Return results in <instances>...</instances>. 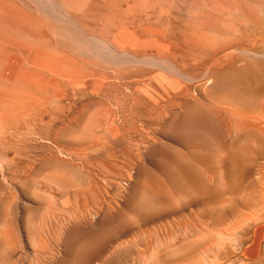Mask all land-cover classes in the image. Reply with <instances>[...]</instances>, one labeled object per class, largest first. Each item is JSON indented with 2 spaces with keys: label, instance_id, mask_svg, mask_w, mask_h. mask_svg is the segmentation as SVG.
<instances>
[{
  "label": "rangeland",
  "instance_id": "1",
  "mask_svg": "<svg viewBox=\"0 0 264 264\" xmlns=\"http://www.w3.org/2000/svg\"><path fill=\"white\" fill-rule=\"evenodd\" d=\"M219 1L122 0L108 35L106 0H86L82 20L61 0H0L28 17L0 10V67L20 56L79 70L31 75L39 102L6 134L22 164L0 155V264H81L85 245L91 264H264V121L229 128L232 112L264 114V0ZM245 66L261 77L233 79ZM203 113L205 137L186 119ZM67 184L90 187L85 201L65 203ZM41 215L43 245L29 234Z\"/></svg>",
  "mask_w": 264,
  "mask_h": 264
},
{
  "label": "bare ground",
  "instance_id": "2",
  "mask_svg": "<svg viewBox=\"0 0 264 264\" xmlns=\"http://www.w3.org/2000/svg\"><path fill=\"white\" fill-rule=\"evenodd\" d=\"M207 1L214 4L213 6L216 5L215 9H217V7L221 5L219 3L220 2L219 0H207ZM85 2L86 0H61V5L64 9H66L68 14H70L71 12L75 15L74 16L75 18H77L78 20H82L84 16L87 15L86 11L83 9ZM121 6H122V0H106V5L104 9L102 10L103 12L100 18L96 19V21L101 25L99 29L101 33L110 35L112 32H114L115 30L119 28L120 20L118 19V17L121 15V11H120ZM10 7L7 3L0 2V10L3 11L4 14L7 17L11 18V20H13L15 23L21 24L20 20L28 19V17L24 16L22 12H18V11L15 12ZM199 7H200V4L197 3V5L194 6V8H192L193 11L192 10L191 11L193 13H198V10L200 9ZM223 7H225V5ZM198 24H201V22L198 21ZM196 37H199V35H197ZM141 45L144 47L154 46V44H151V45L141 44ZM201 45L202 43L199 42L198 40V42H194L193 46L195 49L200 48V50H202ZM1 61H2V64L0 67V71H1L2 78H5V80L2 82L3 85L0 86V89L4 91L5 93H7V96L5 95L6 98L4 99L3 101L4 103L2 104L3 107H0V127H1V134L3 135L2 137L0 136V155L4 158H7L10 152H14L15 153L14 157L12 160L10 159V162L14 163L16 166L19 167V164H22L18 161V157L20 156V151L19 149L15 147V144H13L12 141L8 139L6 134H9L11 130L13 131L17 123L16 116L22 117L23 115H26V112L28 111V109L30 107L35 108L37 106V103L39 102L37 97L40 96L41 90L35 84V81L32 79V77L35 75L46 77L48 75L50 78H55V80L60 79L64 81V80H68L67 77L73 74L74 71H79V70L77 68L78 66L77 63L74 62L73 60H63V59H56V58H47V59H29L28 58V59H25L19 56V57L9 58L8 61H6V59L1 60ZM31 75L32 77H30ZM260 77H261L260 73H257L256 71L250 68L247 69L245 66V69L241 70V72L238 75H236V77H234L233 79H237L239 81L244 80L245 82L248 83V82H253L255 81L256 78H260ZM203 115L204 117L203 116L197 117L196 115L193 117H186V119H188V122H189V123L187 122L188 123L187 129L188 128L190 129L191 127L192 128L191 132L198 136H201L202 134L204 135V133H202L201 130L203 131V129L207 128L206 123L207 122L209 123L210 121L209 117L205 115V113H203ZM231 115L233 116V120L232 122H230L231 123V126L229 127L230 131H237L238 129H242L245 127L252 128L251 127L252 122L261 123L264 121L263 113H260V115L258 116H248V115H236L235 116L234 112H232ZM230 161H231V166L234 169L239 168V162L234 156H233V159ZM23 167H21L23 171L27 169V168L24 169ZM72 188L73 190H71ZM65 189H67V195H68V198H66L65 203H69L70 198L76 199V197H80V199H82L84 202L86 198V194L90 190V187L89 189H85V188L74 189V186L67 184ZM47 208H48L46 209L48 210L47 217L54 219L56 211L52 209L50 205H48ZM43 215H41L38 218V222L36 223V225L34 224L35 226L32 227L31 231L29 232V234H31L30 237L32 236L35 237V240H38V244L40 245L41 244L43 245L44 243V231L46 229V219H45L46 216H43ZM80 239H82V237ZM74 241L77 242L76 240ZM88 246L89 247H86L85 245V248L83 247L84 248L83 251H86V252L81 258V262H82V263L80 262L81 264H91L92 261L94 260V256H95L94 249L92 250L91 245H88ZM66 249L68 248L66 247ZM69 250L71 251V248ZM44 258H45L44 256H41L39 255V253H37L35 256V261L29 260V258H23L24 260L21 258L22 260L20 262L19 261L14 262V264H42V261L44 260ZM60 264H67V262L66 260H63Z\"/></svg>",
  "mask_w": 264,
  "mask_h": 264
}]
</instances>
